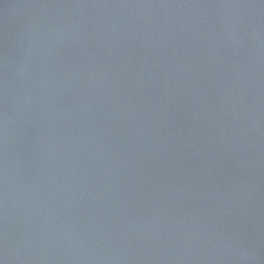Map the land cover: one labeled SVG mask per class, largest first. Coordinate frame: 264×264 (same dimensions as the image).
I'll use <instances>...</instances> for the list:
<instances>
[{
	"label": "water",
	"instance_id": "obj_1",
	"mask_svg": "<svg viewBox=\"0 0 264 264\" xmlns=\"http://www.w3.org/2000/svg\"><path fill=\"white\" fill-rule=\"evenodd\" d=\"M0 264H264V0H0Z\"/></svg>",
	"mask_w": 264,
	"mask_h": 264
}]
</instances>
